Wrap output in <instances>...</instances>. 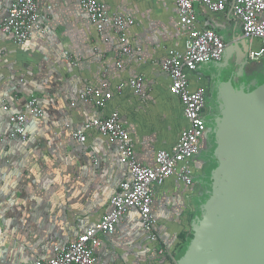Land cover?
Returning <instances> with one entry per match:
<instances>
[{"label": "crops", "instance_id": "obj_1", "mask_svg": "<svg viewBox=\"0 0 264 264\" xmlns=\"http://www.w3.org/2000/svg\"><path fill=\"white\" fill-rule=\"evenodd\" d=\"M14 1L0 0V25ZM81 1L37 0L46 32H35L26 45L0 30V264L48 259L55 245L72 242L98 223L129 178L116 144L96 129L86 130L81 142L74 129L118 112L137 160L153 167L158 151L175 147L188 126L162 67L171 50L185 47L177 0H98L111 17L134 21L125 31L129 53L123 52L119 30L109 24L100 33ZM197 15L198 28L214 30L227 45L225 61L188 72L191 89L206 91L208 124L216 112L218 74L241 47L248 55L250 41L231 7L216 13L199 5ZM138 78L143 79L140 93L131 85ZM104 83L113 96L105 107L81 98L87 87ZM32 98L44 117L27 116V142L6 140L13 129L10 116L25 112ZM206 145L202 142L201 150L207 153ZM208 161L200 155L192 161L191 185L175 174L156 189L154 239L140 213L130 209L116 232L104 237L96 264H178L188 240L183 235L193 234L202 217Z\"/></svg>", "mask_w": 264, "mask_h": 264}, {"label": "built area", "instance_id": "obj_2", "mask_svg": "<svg viewBox=\"0 0 264 264\" xmlns=\"http://www.w3.org/2000/svg\"><path fill=\"white\" fill-rule=\"evenodd\" d=\"M81 5L90 21L102 33L112 24L121 33L123 52H131L126 44L125 31L134 24L130 18L111 17L106 5L98 0H82ZM202 5L212 12H223L231 7L235 19L241 24L244 37L250 41L248 59L257 61L264 57V0H177L180 33L185 39L183 50H171L162 67L171 79L170 91L183 104L188 126L183 131L178 144L170 150L162 149L156 155L153 167L139 163L135 156L130 134L124 127L118 112L106 118H97L74 129L72 135L81 142L87 140L86 130L96 129L103 137L118 146L120 161L126 166L129 178L120 184L119 191L111 198L110 209L101 220L79 234L72 242L55 245L48 259L34 260L27 264H96L97 255L104 245V237L114 234L121 218L136 209L143 227L150 238H155L156 218L153 214V198L158 187L177 174L184 183H193L192 161L200 154L207 130L204 112L207 107L204 88L191 89L188 72L209 62H222L227 45L222 37L211 29L197 26V6ZM0 30L13 37L18 45H26L35 32L45 33L37 0H15L8 9L7 17ZM260 41V45H254ZM67 61L71 60L68 56ZM76 64V63H75ZM137 93L143 90V79L131 81ZM122 86L118 87L121 91ZM108 84L101 88L89 86L81 95L84 101H91L97 107H105L112 99ZM5 110L8 107L5 106ZM42 118L45 113L38 99L28 101L25 112L10 116L12 131L6 136L10 142L29 140L26 129L27 116ZM3 141L4 138L0 137ZM163 252V251H161Z\"/></svg>", "mask_w": 264, "mask_h": 264}, {"label": "water", "instance_id": "obj_3", "mask_svg": "<svg viewBox=\"0 0 264 264\" xmlns=\"http://www.w3.org/2000/svg\"><path fill=\"white\" fill-rule=\"evenodd\" d=\"M247 51L233 53L218 74L217 113L203 138L211 153L207 170L215 167L178 264H264V83L252 91L258 81L242 83Z\"/></svg>", "mask_w": 264, "mask_h": 264}, {"label": "rangeland", "instance_id": "obj_4", "mask_svg": "<svg viewBox=\"0 0 264 264\" xmlns=\"http://www.w3.org/2000/svg\"><path fill=\"white\" fill-rule=\"evenodd\" d=\"M246 73L247 74L242 79L243 80L242 82L246 83V87H248L249 84L255 81H258V80L263 81L264 80V59L261 58L260 60H257V61H250L247 64ZM203 157L204 158L209 157V154L205 152L203 153ZM213 167H215L214 164L209 168V171L207 169L204 171V175L207 176L208 172H211ZM207 181H209V178Z\"/></svg>", "mask_w": 264, "mask_h": 264}, {"label": "trees", "instance_id": "obj_5", "mask_svg": "<svg viewBox=\"0 0 264 264\" xmlns=\"http://www.w3.org/2000/svg\"><path fill=\"white\" fill-rule=\"evenodd\" d=\"M264 83V80L263 81H260V80H258V84L255 86V87H252L250 90L252 91V90H254V89H256L257 87H259L261 84H263ZM211 156V153L209 154V157ZM186 238H188V240H187V244H186V246H185V249H184V252L182 253V255H184L185 254V252L188 250V248H189V245H190V243H191V241H192V239H193V234H191L190 236H187V235H183V237H182V240H185ZM182 257V256H181ZM180 257V258H181ZM180 258H179V260H180ZM178 260V261H179Z\"/></svg>", "mask_w": 264, "mask_h": 264}, {"label": "flooded vegetation", "instance_id": "obj_6", "mask_svg": "<svg viewBox=\"0 0 264 264\" xmlns=\"http://www.w3.org/2000/svg\"><path fill=\"white\" fill-rule=\"evenodd\" d=\"M216 113H217V112L213 113L211 117L213 118V117L216 115ZM210 127H211V121L208 120V124H207V132L209 131ZM205 152H206V151L201 150V151H200V154H199L200 157H203V153H205ZM208 154H210V153H208ZM209 159H210V157H207V160H209ZM208 162H209V161H208Z\"/></svg>", "mask_w": 264, "mask_h": 264}]
</instances>
